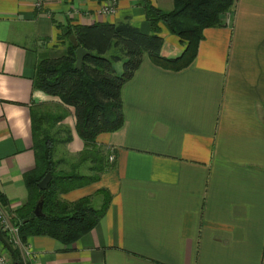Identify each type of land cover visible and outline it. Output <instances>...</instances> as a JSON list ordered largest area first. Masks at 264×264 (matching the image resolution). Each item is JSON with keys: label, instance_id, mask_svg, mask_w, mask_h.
<instances>
[{"label": "crops", "instance_id": "0c3cea01", "mask_svg": "<svg viewBox=\"0 0 264 264\" xmlns=\"http://www.w3.org/2000/svg\"><path fill=\"white\" fill-rule=\"evenodd\" d=\"M108 1L0 0V192L14 216L29 202L41 111L56 109L47 128L57 166L87 148L74 107L37 86L41 61L66 54L69 25L127 20L152 32L145 0H117V13L104 15ZM161 35L165 56L183 53L163 24ZM121 95L122 127L94 143L116 156L98 180L109 192L104 215L72 244L29 235L36 264H264V0H236L181 70L145 54Z\"/></svg>", "mask_w": 264, "mask_h": 264}, {"label": "trees", "instance_id": "16d2710c", "mask_svg": "<svg viewBox=\"0 0 264 264\" xmlns=\"http://www.w3.org/2000/svg\"><path fill=\"white\" fill-rule=\"evenodd\" d=\"M174 3L172 11L145 4L146 16L152 26L151 33L143 32L127 20L69 25L62 35L69 44L66 54L41 61L37 86L74 107L76 127L87 146L97 142L101 133L113 132L122 127L124 113L121 90L133 78L145 54L163 68L181 70L189 66L197 55L205 28L225 23L224 18L231 14L236 0H174ZM161 24L184 43L185 49L179 56L167 57L163 54L165 38L161 35ZM71 35L76 37L77 45L70 40ZM78 46L90 51L81 68L76 66ZM120 61L123 62L122 73H118L115 68V63ZM34 122L35 133L38 135L41 126L36 117ZM55 141L51 136L37 139V165L25 176L29 202L18 213L23 241L29 235H47L64 244H72L99 222L110 201L107 198L104 206L96 209L86 200L72 204L58 198L61 193L97 181L98 177L66 174L62 171L57 173ZM98 151L101 153V150ZM48 171L52 172L53 178L49 188L41 190L39 181ZM41 198L44 199L45 214L38 217L34 209ZM4 234L9 239L5 231ZM12 246L20 260L19 251Z\"/></svg>", "mask_w": 264, "mask_h": 264}, {"label": "rangeland", "instance_id": "374dc122", "mask_svg": "<svg viewBox=\"0 0 264 264\" xmlns=\"http://www.w3.org/2000/svg\"><path fill=\"white\" fill-rule=\"evenodd\" d=\"M145 1H146L145 4L146 3L151 4L150 0H145ZM109 3L111 2L108 1L106 4H109ZM103 6L104 4L102 5V7ZM117 9H118V6H117ZM229 18H230V14H227L224 18V21L225 22L229 21ZM53 111L52 109H48L47 111L45 109L44 112L41 111V113L37 115V121H39V125L41 126L40 131L38 132V140H42L44 137L51 136L48 133L49 129L47 128V126L49 124V121H47V119L50 117V115L54 116L56 114L55 112L56 109H54ZM98 149H100L99 146L95 144H91V145L89 144V146H87L86 151L80 153L78 156L76 155V157L74 158H70L69 163H67L66 166L65 164H63V166L61 165L57 166L56 167L57 173H60L62 171L66 174L85 175V176H91L93 178L98 177V180L100 178L101 179L100 181H102L103 171L107 169L109 165H108L107 158L102 159L104 158L103 157L104 154H102V152L100 153ZM93 159L94 160L97 159V161L94 162L92 161ZM97 181H92L88 185H85L84 187L81 186L82 188H80L79 190L72 189L70 192L59 194L58 198H60L61 200L65 202L72 203V204L78 203L81 200H84V201L86 200L87 203H97V201H101L103 200V198L105 197L107 198V195H109V192L103 187L102 183L99 181L97 182ZM77 183H84V182L78 181ZM69 184L72 185V183H69ZM77 194L78 195L83 194V196L75 201H72V199L75 198L76 197L75 195ZM1 196L2 195L0 194V205H1V209L4 210V213H3L5 214L4 217L9 218V220L12 223H18V222L20 223L21 220L19 216H17L16 214L15 216L13 214H10V212H8L6 208H4V204H3V200ZM80 203H84V202H80ZM0 214H2V211H0ZM9 242L11 244H14L10 240ZM21 242L24 243L25 241H23L21 238ZM14 247H16L20 253L21 249L19 250V245L16 244ZM20 256H21V253H20Z\"/></svg>", "mask_w": 264, "mask_h": 264}, {"label": "built area", "instance_id": "2783aa9c", "mask_svg": "<svg viewBox=\"0 0 264 264\" xmlns=\"http://www.w3.org/2000/svg\"><path fill=\"white\" fill-rule=\"evenodd\" d=\"M43 0H37L36 5L42 6ZM117 0H112L109 4H104V6L101 8V13L104 15H115L117 13ZM108 163L113 164L116 160V156L113 150H111L108 153ZM1 194V192H0ZM1 209V205H0ZM2 211V214H0V223L2 226V229L7 233L8 238L11 242H13L14 246L17 244L19 245V250L21 253L20 260L18 263H16L12 257L7 248H0V264H36L37 261V254L35 251H33L30 247L25 245L23 242H21L20 238V223H12L9 218L4 217L5 214L4 210ZM2 243V242H1ZM3 247L5 246L2 243Z\"/></svg>", "mask_w": 264, "mask_h": 264}, {"label": "water", "instance_id": "95a60500", "mask_svg": "<svg viewBox=\"0 0 264 264\" xmlns=\"http://www.w3.org/2000/svg\"><path fill=\"white\" fill-rule=\"evenodd\" d=\"M70 40L72 41V43L74 45H77V39L74 35L70 36ZM90 54V51L87 50L86 48L82 47V46H78L76 49V56H77V61H76V66L78 68H81L84 62V59L87 55ZM53 178V174L51 171H48L46 173V175L39 181V188L41 190H47L49 188L50 182ZM43 206H44V199L41 198L38 203L35 206L34 209V214L36 216H43L45 213L43 211ZM0 241L5 245V247L7 248V250L9 251V253L11 254L12 259L18 263L19 260L15 254L14 248L12 246V244L9 242V240L5 237L4 234V230L2 229L1 223H0Z\"/></svg>", "mask_w": 264, "mask_h": 264}]
</instances>
